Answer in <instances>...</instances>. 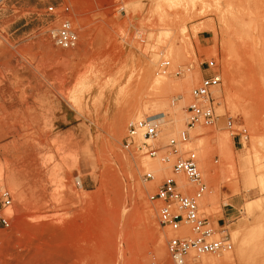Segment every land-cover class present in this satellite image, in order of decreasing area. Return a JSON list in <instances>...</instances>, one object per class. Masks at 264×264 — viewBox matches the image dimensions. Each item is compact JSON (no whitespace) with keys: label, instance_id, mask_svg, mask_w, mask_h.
Returning <instances> with one entry per match:
<instances>
[{"label":"rangeland","instance_id":"obj_1","mask_svg":"<svg viewBox=\"0 0 264 264\" xmlns=\"http://www.w3.org/2000/svg\"><path fill=\"white\" fill-rule=\"evenodd\" d=\"M49 6L68 7L74 48L54 44L63 16ZM210 58L215 119L188 130L174 153L166 145L186 128ZM148 116L159 128L155 156L122 146L128 125ZM189 151L206 185L199 214L230 238L222 252L236 256L239 229L235 264H264V0L0 3V183L12 196L0 264H174L166 243L178 232L159 225L149 195L167 177L178 182L172 165Z\"/></svg>","mask_w":264,"mask_h":264},{"label":"built area","instance_id":"obj_2","mask_svg":"<svg viewBox=\"0 0 264 264\" xmlns=\"http://www.w3.org/2000/svg\"><path fill=\"white\" fill-rule=\"evenodd\" d=\"M2 1L0 0V3ZM47 12L63 16L56 33L52 36L54 44L62 49L74 48L78 38L68 17V7L49 6ZM204 64L205 75L191 90L192 102L187 107L186 128L180 132L178 139L171 138L166 145L174 153L177 152L178 143L188 140V130L198 124H211L215 119L213 108L215 100L212 92L220 84V74L214 58L206 60ZM168 69L169 61H161L159 72L166 74ZM228 126H231V121H228ZM245 133V129H241L234 136L240 141L242 136L246 137ZM158 134L157 121L148 116L128 125L122 146L126 149L134 147L140 151H146L149 156H155L157 149L150 141L156 139ZM172 170L174 174H183L186 177L187 181L194 186L193 192L182 193L183 187L174 178L167 177L158 186L156 192L149 195V199L159 201L157 209L159 225L178 232L166 243L167 252L174 264H198V258L201 255L230 250L229 236L225 234L215 237L217 230L207 218L199 214V200L205 192L206 185L198 170L196 154L189 151L185 156L178 157L172 165ZM152 178L150 172L144 175V180ZM11 205V192L0 183V228H6L11 223ZM188 227L193 233L192 237L184 236Z\"/></svg>","mask_w":264,"mask_h":264},{"label":"bare ground","instance_id":"obj_3","mask_svg":"<svg viewBox=\"0 0 264 264\" xmlns=\"http://www.w3.org/2000/svg\"><path fill=\"white\" fill-rule=\"evenodd\" d=\"M190 83H191V81H190ZM137 112L139 114V111H137ZM118 125L119 124H117V127L118 128L115 127V129H119V126ZM227 141H228V139H227ZM254 142H255V140H254ZM155 164L156 163H154L152 161H149V162H147L146 166L151 171H155V170L158 169V165L156 166ZM177 178H178V182L180 184L186 183L185 182L186 181L185 178L182 177L181 175L178 174L177 175ZM247 182L249 183V181H247ZM259 206H260V203H258V202H251V203L248 202V204L246 206V209L247 210H250L253 207H259ZM233 234H234V237L236 239H239L240 240L239 241V246H238V249H237L236 256H234L232 253H229V252L228 253L227 252H222V253H217V255L215 257H213V258L201 260V263L202 264H235V261L236 260H240L241 257L243 256L244 251H245V236H244L245 233L244 232H241V230H239V229H235L234 232H233ZM157 250H158V255H160V256L164 255V249L162 247L161 248L159 247Z\"/></svg>","mask_w":264,"mask_h":264},{"label":"crops","instance_id":"obj_4","mask_svg":"<svg viewBox=\"0 0 264 264\" xmlns=\"http://www.w3.org/2000/svg\"><path fill=\"white\" fill-rule=\"evenodd\" d=\"M225 216H226L225 213H223L222 215L218 216V217L216 218V223H217L218 225H221L222 223H224V221H225Z\"/></svg>","mask_w":264,"mask_h":264}]
</instances>
